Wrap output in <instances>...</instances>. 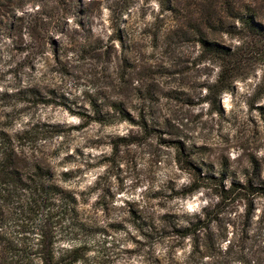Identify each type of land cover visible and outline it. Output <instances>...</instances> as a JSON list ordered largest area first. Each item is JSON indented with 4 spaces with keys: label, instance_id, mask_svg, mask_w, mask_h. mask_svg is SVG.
Listing matches in <instances>:
<instances>
[{
    "label": "rangeland",
    "instance_id": "rangeland-1",
    "mask_svg": "<svg viewBox=\"0 0 264 264\" xmlns=\"http://www.w3.org/2000/svg\"><path fill=\"white\" fill-rule=\"evenodd\" d=\"M242 6L264 0H11L1 13L0 132L76 200L56 258L264 264V194L232 191L264 188V39ZM202 42L235 53L223 92Z\"/></svg>",
    "mask_w": 264,
    "mask_h": 264
},
{
    "label": "trees",
    "instance_id": "trees-1",
    "mask_svg": "<svg viewBox=\"0 0 264 264\" xmlns=\"http://www.w3.org/2000/svg\"><path fill=\"white\" fill-rule=\"evenodd\" d=\"M8 6H11V0H0V16L6 13ZM239 12L237 19L249 33L264 39V33L257 31L253 24V20L264 18V8L242 6ZM228 13L232 15L233 11L230 9ZM3 28L5 24L0 20V31ZM202 45L207 53L221 59L223 75L218 83L223 92L228 89V80L235 78L232 75L235 53L204 42ZM118 111L122 112L120 108ZM12 140L0 132V264L78 262L79 247L62 249L59 258L55 255L57 235L75 228L74 195L57 184L48 168L36 162L29 163L18 149L19 140ZM232 191L264 194V188L253 187L250 183L245 186L232 184Z\"/></svg>",
    "mask_w": 264,
    "mask_h": 264
}]
</instances>
